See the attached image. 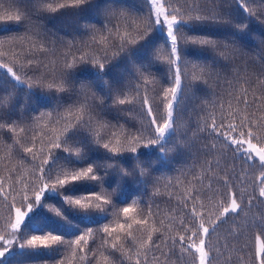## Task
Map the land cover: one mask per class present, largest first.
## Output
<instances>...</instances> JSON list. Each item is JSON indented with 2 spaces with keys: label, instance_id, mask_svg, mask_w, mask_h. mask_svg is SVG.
<instances>
[{
  "label": "trees",
  "instance_id": "16d2710c",
  "mask_svg": "<svg viewBox=\"0 0 264 264\" xmlns=\"http://www.w3.org/2000/svg\"><path fill=\"white\" fill-rule=\"evenodd\" d=\"M60 2L71 3V0ZM35 3L36 0H17L14 4L11 0H0V15L15 11L26 13L19 22L0 21L9 27V31H0V63H7L16 71L21 65H26L30 57H39L51 70L41 69L47 77L45 83L61 82L59 71L65 63V54L79 56L81 52L78 49H83L89 55L103 58L100 47L91 40L93 34L110 36L106 44L111 56L113 44L119 42L113 26L127 24L124 17L142 21L147 14L146 0H90L79 13L71 9L37 12ZM165 7L169 11L175 7L192 17H206L201 22L190 21L184 26V33L208 36L218 43H227L230 55L228 59H222L217 51L197 46H189L185 50L183 58L187 63L182 68V91L178 93L173 110L175 132L162 142L166 148L164 153L156 150L159 146L141 147L136 154L125 152L116 159H108V153L102 147L90 144L88 136L92 132L89 129L70 134V147L75 143L84 146L81 160L53 150L59 157L55 163L49 160L53 176L62 169L71 173L87 167L88 163L112 165L107 168V174L103 171L98 173L103 177L102 181H84L61 190L73 199L84 196L93 203L96 195L104 196L112 204L105 212L93 210L84 214L68 211L64 213L67 215V220H64L53 211L54 208L63 210L66 207L60 202L63 197L57 198L46 191L40 201L41 207L34 206L36 214L33 219L26 217L16 237H12L13 231L9 226L14 209L21 207V189L24 184L37 190L40 186L37 179L39 170L35 166L38 161H31L30 154L23 152L21 146L32 147L35 143L33 151L38 154L41 149L48 150L49 139L60 135L66 123L61 117L67 116L72 93L71 88L68 92L48 90L47 87L28 89L26 85L13 81L5 68H0V95L8 97L11 94L16 105L14 110L10 107L0 110L3 112L0 123L12 121L16 126L15 133L7 128L0 129V182L3 186V193H0V236L4 237L0 248H8L9 252L0 258V264H106L105 257L108 264H136L135 258L129 261L127 256L133 255L138 242L145 240L153 227L157 231L152 233V239L160 244V249L140 250L141 255H147L148 264H198L194 249L186 252L179 244L172 247L174 238L183 234L178 227L179 220L187 219L183 203L186 198L198 195V203H203L204 211L215 220L219 201L224 197L209 191V186L225 191L215 180L226 173L233 181L231 191L237 194L240 209L231 219L226 218L225 223L217 222L216 232L206 238L205 251L210 264H260L264 259L261 252L264 240L259 238V225L264 224V197L259 195V171L237 159L226 144L208 136L205 130L212 118L217 122L223 118L226 123H239L237 114L257 126H264V15H260L264 0H252L249 5L256 12L255 16L244 11L236 0H167ZM224 13L228 14L225 20L231 23L210 19L212 14ZM235 24H246L247 27L240 31L233 26ZM105 26L112 29L111 34L105 31ZM165 38L162 32L155 30L147 41L140 42L144 47L139 44L133 46L136 50L131 59L121 53L105 63L100 75L90 63L71 70L76 89L85 87L97 102L103 100L110 104L107 109L97 107L93 113V128H99L101 135L111 138V133L119 132L121 125L125 134L148 128V120L138 103L117 105L114 101L121 90L135 96L133 72L150 61L155 79L147 93L149 103L154 109L153 115H166L164 107L158 108L163 95L161 89L167 88L171 79L163 59L167 54ZM40 45H44L47 52L36 51ZM193 65L198 67L193 68ZM41 72L33 74L28 71V75L35 80ZM17 74L21 75V80L25 79L22 73ZM109 92L111 101L108 100ZM42 113H51V117L41 116ZM20 128L24 131L20 132ZM252 130L264 138V127L259 131L255 127ZM213 145L212 151L208 152L206 149ZM206 161L211 164L210 171ZM137 167L143 169L145 175L121 176L117 171L120 168L131 172ZM233 172L238 173L239 178L233 176ZM28 195L31 198L32 192L29 191ZM128 206L135 207V212L129 215L136 219L144 218L140 214L149 210L152 216L148 218L147 225L133 224L132 229L125 230L131 231L132 237L126 238L119 231L113 233V237L119 235L120 239L111 242L123 244L124 252L112 255L114 250L102 229L105 225L115 227L116 223H123L121 210ZM206 226L210 227L207 222ZM88 229H91L90 235L86 234ZM53 235H59L62 243H53L50 239L47 240L48 247L41 241L33 245L26 243L32 236L47 238ZM80 235L85 236L86 243L82 241L77 246L74 241ZM8 239H13L11 245L5 243ZM69 241L73 243L69 245ZM20 244H25V247L20 249Z\"/></svg>",
  "mask_w": 264,
  "mask_h": 264
},
{
  "label": "snow or ice",
  "instance_id": "6c2138e0",
  "mask_svg": "<svg viewBox=\"0 0 264 264\" xmlns=\"http://www.w3.org/2000/svg\"><path fill=\"white\" fill-rule=\"evenodd\" d=\"M11 2L14 4L17 0H11ZM166 2L167 0H164V2H162V0H146V18L142 21H138L124 17V19L128 21L127 24L123 26L114 25L113 27L115 29L116 38H118L119 42L113 44L112 47L114 50L112 51L111 56H109L110 50L106 44V41L110 39V36L103 34H93L91 36L92 42L100 47V51L103 53V58L94 54L89 55L83 49H78V51L81 52V55L79 56L65 54V63L59 71L60 83H56L55 80H53L52 83H45L47 77L44 76L41 69L49 72L51 70L48 69V66L44 64L39 57H30L27 59L26 65H21L16 71H14L12 67H9L7 63H0V68H6V74H10L13 81L26 85L28 89L47 87L48 90L54 89L57 92H68L71 88L72 93L69 95L72 103L66 109L67 116L61 117V119H64L66 123L61 129L60 135L49 139L47 145L48 150L44 151L41 149L38 154L33 151L35 143H33L32 147L21 146L23 152L30 154L31 161H38L35 166L39 170V176L37 179L39 180L40 186L37 190L34 186L30 187L28 184H24L21 189V207L15 209L16 219L15 222L10 225L13 230V238L16 237L17 230L20 228L21 224L25 223V217L29 220L33 219V216L36 214L34 212V206L41 207L40 201L46 191L55 194L57 198L61 196L63 197L60 202L62 205H66V207H64L63 210L54 208L53 211L56 212L57 216H62L64 220H67V215H64V213L68 211L74 213L83 212L84 214H87L93 210L105 212L111 208V200L105 198L104 196L96 195L94 197L96 202L93 203L90 198L84 196L73 199L71 195H66L61 190L66 187L70 188L84 181H102L103 177L98 175V173L103 171L107 174V168L112 167V165H94L93 163H88L87 167H82L79 170L72 171L71 173L62 169L60 173L55 176L50 174L51 166L49 165V160H52L55 163L59 159L57 151L60 153H66L70 157L74 156L77 160H81L83 158L82 152L84 150V146H81L79 143H75L74 147H70V142H72L70 134H75L85 129L91 130L92 135L90 137L87 135L90 144L102 147L105 152L108 153V159H116L125 152L136 154L138 148L141 147L148 149L154 146H159L156 150L164 153L166 148L162 142L166 140V137L170 133L175 132L173 125L176 118L173 116V110L174 105L178 100V93L182 91V68L185 67L187 63L186 59L183 58L185 50L189 46L210 48L213 51H217L222 59L229 58L230 49L227 43H218L217 40L208 36L187 35L184 33V26L190 21L201 22L206 19V17L202 15L192 17L185 12H181L175 7L171 8L169 11L165 7ZM237 2L244 11L249 12L250 16L257 15L256 12L249 7L252 0H237ZM89 3L90 0H71V3H61L60 0H36L34 8L37 12H57L59 10L71 9L74 13H79V11L82 10L83 5ZM25 15L26 13L24 12L15 11L13 14L0 15V21L19 22L21 21L22 16ZM113 15L115 16L116 13L114 12ZM227 15V13L221 15L212 14L210 19L219 23H231V21L225 20ZM260 15H264V9L261 10ZM178 16L180 17L179 19ZM233 26L240 31L247 27L246 24H235ZM8 29L9 27L6 24H0V31H9ZM157 29L166 32L165 43L167 45V54L163 57V59L168 67V71L171 73L169 86L161 89L163 95L161 98V104L158 106V108L164 107L166 109V115H153L154 109L149 103V96L147 93L155 79L152 76V62L150 61L147 64L141 65L137 71L133 72V76L136 78V84L134 86L135 96H129L121 90L117 93V97L114 101L117 105H132L134 103H138L143 110V114L148 120V128L146 130L137 129L136 132H128L125 134V130L121 125L119 126V132H112L111 138H106L101 135L99 128H93L92 119L93 113L97 107L107 109L110 107V104H106L103 100L97 102L95 97L89 95L85 87L76 89L73 85V79L71 78V70L75 69L78 65H87L90 63L96 67L97 74L100 75L103 72L105 63L118 57L121 53H123L125 57L131 59L133 51L136 50L133 46L139 44V46L144 47V45L140 42L147 41L151 34ZM105 31L109 34L112 33V29H108L106 26ZM233 43H235L234 40ZM221 48L223 51H219ZM36 51L41 53L47 52V48L44 45H40L36 48ZM69 55H71L70 59ZM156 59L159 60L160 57L157 56ZM196 67L198 66L193 65V68ZM25 68L33 74L41 72V75L33 80L32 77L28 75V71H25ZM200 70L201 72L203 71L202 68ZM17 72L22 73L25 76V79L21 80V75H18ZM129 91H132V89H129ZM107 95L108 100L111 101V92ZM244 102L247 103L246 100ZM5 107H10L13 110L16 107L13 103V97L11 94H9L8 97L0 95V110ZM44 115H47L49 118L51 117V113L41 114V116ZM237 117L239 123H226L223 118L217 122L214 118H212L211 122L206 124L205 130L207 131L208 136L216 140H221L224 144H226L235 154L237 159L244 161L254 169H258L259 181L261 185L259 195L264 197V138L254 134L252 130L255 127L257 128V131H259V128L264 126H257L250 120L240 117L238 114ZM2 120L3 112L0 111V121ZM54 123H58V121H55ZM4 128H7L11 133L16 132L15 122L9 121L7 124L0 123V129ZM19 131L23 132L24 129L20 128ZM121 136H123V139L120 138ZM11 138L12 137H10V139ZM254 140L257 141V143H254ZM212 148H214V145L212 147H208L206 150L211 152ZM24 158L28 159V157ZM137 159H139L138 156ZM205 163L208 165L207 170L210 171V162L206 161ZM216 166L219 167L218 162ZM117 171L121 176L145 175L144 170L138 167L132 169L131 172L120 168H117ZM241 171H243V169ZM232 175L239 178L238 173L233 172ZM215 183L221 185L225 190L221 192L218 188L213 189L209 186V191L214 192L217 196L224 197V199L219 201L218 214L216 215L215 220H212L208 213L204 211V204L198 203V195L186 198L183 203V209L186 210L187 219L181 218L178 222L180 232L183 234H178L172 242V247L179 244L186 252H192L194 249L195 251L193 255L194 258L198 260V264H210L208 253L205 251V242L206 238H208L211 233L216 232L218 227L217 222H219V224L225 223L226 218L231 219L233 215L237 214V210L240 209V205L237 203V194L231 191V184L233 181L230 178V175L226 173L223 177H218L215 180ZM13 190H15L14 186ZM29 191L32 192L31 198L28 195ZM0 193H3L2 182H0ZM135 203L136 202L133 201V205H135ZM189 204H191V207H189ZM21 208L26 210L22 211ZM121 211L124 217L123 223L118 222L115 227L105 225L102 229L106 237L109 238L111 249L114 250L112 255H114L115 252H124L123 244L118 245L116 242H111L113 240L119 241L120 239L119 235L113 237V233L119 231L120 233H124L126 238L132 237V232H126L125 230L132 229L133 224L141 227L147 225L149 223L148 218L152 216V213L149 210L148 212L140 214L144 218H134L129 215L130 213L135 212L134 206L124 207ZM206 222L210 225V227L206 226ZM68 223H70V221ZM173 223H176V221L174 220ZM259 227L261 228L259 238L264 240V224L259 225ZM156 231L157 229L153 227L148 233L147 238L138 242V246L133 255L127 256L129 261L135 258L136 264H142V261L144 264H148L147 255H141L140 250L145 249L147 251H151L152 249H160V244L152 239V233ZM86 234L90 235L91 229H88ZM48 239H50L53 243H62L59 235H53L47 238L32 236L31 240H27L26 243L33 245L37 241H41L45 247H48ZM159 239L160 237H157V240ZM0 240H4V237L0 236ZM82 241L86 243L84 235H80L74 243L79 246ZM5 243L11 245L13 243V239H8ZM72 243V241H69V245ZM24 247L25 244L19 245L20 249H23ZM6 252H8V248L0 250V257H4ZM261 252L264 253V246L261 247ZM196 254H198V257ZM73 255H75V252H73ZM105 262L108 264L107 257H105ZM260 264H264V259L260 260Z\"/></svg>",
  "mask_w": 264,
  "mask_h": 264
},
{
  "label": "rangeland",
  "instance_id": "374dc122",
  "mask_svg": "<svg viewBox=\"0 0 264 264\" xmlns=\"http://www.w3.org/2000/svg\"><path fill=\"white\" fill-rule=\"evenodd\" d=\"M237 1V0H236ZM159 30V29H158ZM160 32H162L165 36H166V32L165 31H161V30H159ZM6 69V68H5ZM6 71H7V69H6ZM15 219H16V212H15V209H14V212H13V220H12V223H14L15 222ZM26 219V217L24 218V220ZM11 223V224H12ZM10 224V225H11ZM10 227V226H9ZM10 229L12 230V228L10 227ZM13 231V230H12ZM0 241H2V240H0ZM0 250H2V248H0ZM9 254V252H6L5 253V255H8ZM197 257H198V254H197ZM1 258V257H0Z\"/></svg>",
  "mask_w": 264,
  "mask_h": 264
}]
</instances>
